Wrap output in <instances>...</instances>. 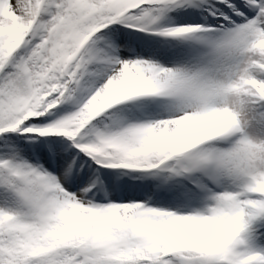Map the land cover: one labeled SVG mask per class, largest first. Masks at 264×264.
<instances>
[{
	"label": "snow or ice",
	"instance_id": "snow-or-ice-1",
	"mask_svg": "<svg viewBox=\"0 0 264 264\" xmlns=\"http://www.w3.org/2000/svg\"><path fill=\"white\" fill-rule=\"evenodd\" d=\"M0 264H264V0H0Z\"/></svg>",
	"mask_w": 264,
	"mask_h": 264
}]
</instances>
